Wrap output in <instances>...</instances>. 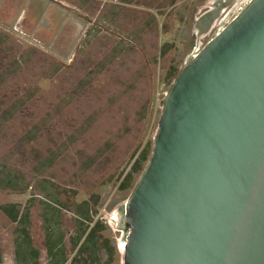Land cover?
Wrapping results in <instances>:
<instances>
[{
    "label": "rangeland",
    "instance_id": "374dc122",
    "mask_svg": "<svg viewBox=\"0 0 264 264\" xmlns=\"http://www.w3.org/2000/svg\"><path fill=\"white\" fill-rule=\"evenodd\" d=\"M214 1L0 0V177L32 185L24 194L0 187V205H23L38 193L37 180H52L69 209L68 264H81L71 250L73 211L86 200L94 206L90 226L101 222L95 263L123 264V208L141 174L129 189L123 181L143 150L152 152L170 73L248 3L233 0L198 38L195 19ZM47 160L52 164L37 174ZM41 210L37 202L31 212L45 264ZM0 228L8 236L1 214Z\"/></svg>",
    "mask_w": 264,
    "mask_h": 264
},
{
    "label": "water",
    "instance_id": "95a60500",
    "mask_svg": "<svg viewBox=\"0 0 264 264\" xmlns=\"http://www.w3.org/2000/svg\"><path fill=\"white\" fill-rule=\"evenodd\" d=\"M232 1L198 16L199 33ZM123 230V264H264V0L176 76Z\"/></svg>",
    "mask_w": 264,
    "mask_h": 264
},
{
    "label": "trees",
    "instance_id": "16d2710c",
    "mask_svg": "<svg viewBox=\"0 0 264 264\" xmlns=\"http://www.w3.org/2000/svg\"><path fill=\"white\" fill-rule=\"evenodd\" d=\"M163 53H165V51H163ZM178 73L179 72L177 71H171L170 75L175 80ZM28 137V140H33V133L29 134ZM150 154L151 153L148 150H143L142 154L137 157L131 166V170L126 174L125 180L123 181L124 189H129L133 184L134 177L142 173L144 170V164L149 160ZM51 164L52 160H47L46 164H43L42 166L39 164L35 168L36 173L41 174L44 171L45 166L47 167ZM1 172L2 170H0V174ZM17 179V175L11 176V174L6 178L0 177V187L17 193H25L30 187H32L30 182L21 185ZM36 187L38 193L33 195H40L42 197L40 201L47 207L45 221L47 223L49 252L52 257L50 264H66L68 257L64 245L65 231L61 228V222L62 211L69 210L68 206H65L61 201L59 196L61 192L58 191L56 184L52 180H37ZM35 199V197H32L28 201L22 213V206L18 203L3 204L1 205V210L14 221L18 218H20V220H25L30 216V207ZM92 199L93 197L91 200ZM94 200L96 202L95 198ZM73 212H75L76 223L78 226L77 235L72 238V251L78 248L76 256L73 258V262L78 261L81 262V264H96L95 261L98 259V242L102 236L99 234L101 222H97L95 225L90 226L93 222L94 206L91 205L90 200H86L82 203L75 204ZM33 264H37V261Z\"/></svg>",
    "mask_w": 264,
    "mask_h": 264
},
{
    "label": "crops",
    "instance_id": "0c3cea01",
    "mask_svg": "<svg viewBox=\"0 0 264 264\" xmlns=\"http://www.w3.org/2000/svg\"><path fill=\"white\" fill-rule=\"evenodd\" d=\"M26 193V192H25ZM24 194V193H20ZM35 197L34 203L30 207V216L28 219L20 220L18 218L16 221L9 218L7 214H5L1 210V204L0 205V214L4 218V220L7 221V225L9 226V234L3 233L0 228V252H1V262L0 264H33L37 261V264H43L42 262V255L43 251L42 249L36 244V239L34 236V216L31 212L32 208L35 206V204L38 202L41 205V220H42V229H43V235H44V247L46 249V263L50 264V261L52 259L50 252H49V246H48V235H47V223L45 219V212L47 211V207L43 205V203L40 201L42 198L40 195H32L29 197L26 202L22 205L20 202L17 201H10L7 203H18L22 206L21 213L23 212L24 208L26 207L28 201ZM4 203V204H7ZM65 210L62 211V222H61V228L63 231L64 229V220H63V213ZM66 237H64V245H65ZM83 242V241H81ZM72 250V249H71ZM76 253H77V249ZM76 255V254H75ZM73 258V257H72ZM68 260L66 264H68Z\"/></svg>",
    "mask_w": 264,
    "mask_h": 264
},
{
    "label": "bare ground",
    "instance_id": "6f19581e",
    "mask_svg": "<svg viewBox=\"0 0 264 264\" xmlns=\"http://www.w3.org/2000/svg\"><path fill=\"white\" fill-rule=\"evenodd\" d=\"M217 0H215L213 3H212V5H211V7L210 8H212V6L215 4V2H216ZM249 1L250 0H248V3H249ZM230 7V5L228 6V7H226L225 9H224V11H226L228 8ZM224 11H223V13H224ZM223 13H222V15H223ZM222 15H221V17L215 22V24L219 21V20H221V18H222ZM215 24H214V26H215ZM224 28V27H223ZM222 28V29H223ZM197 31V37L199 38V37H201L202 35H204V34H207V33H199V30L197 29V28H195ZM221 32V31H220ZM219 32V33H220ZM198 54V53H197ZM196 54V55H197ZM123 212H126V205H125V207L123 208ZM122 217H123V214H122ZM123 219V218H122ZM123 225H122V228H123V226H124V219H123ZM128 234V232H125L124 231V236H123V239H124V243L126 244V235ZM125 244L123 245V249H124V246H125Z\"/></svg>",
    "mask_w": 264,
    "mask_h": 264
},
{
    "label": "flooded vegetation",
    "instance_id": "af4514ba",
    "mask_svg": "<svg viewBox=\"0 0 264 264\" xmlns=\"http://www.w3.org/2000/svg\"><path fill=\"white\" fill-rule=\"evenodd\" d=\"M227 11V10H226ZM226 11H224V13H226ZM224 13H223V15H224ZM220 21V20H219ZM197 31V30H196Z\"/></svg>",
    "mask_w": 264,
    "mask_h": 264
}]
</instances>
